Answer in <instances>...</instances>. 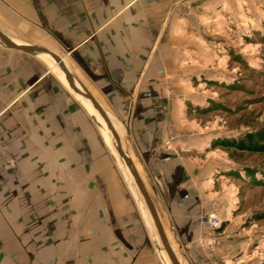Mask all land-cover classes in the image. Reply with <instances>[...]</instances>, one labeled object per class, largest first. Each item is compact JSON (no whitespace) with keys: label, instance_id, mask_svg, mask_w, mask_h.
Here are the masks:
<instances>
[{"label":"crops","instance_id":"obj_1","mask_svg":"<svg viewBox=\"0 0 264 264\" xmlns=\"http://www.w3.org/2000/svg\"><path fill=\"white\" fill-rule=\"evenodd\" d=\"M224 1L0 0V17L27 24V44L62 58L111 120L125 153L137 163L179 264L257 262L255 233H241L235 216L232 168L212 147L234 132L209 130L193 120L208 104L202 86L219 82L202 68L216 59L209 61L203 36L209 8ZM0 32L26 44L1 27ZM83 106L50 59L0 45V150L14 161L11 168L0 164V264H162L142 218L113 217L109 206L103 229L85 240L83 220L61 215L51 222L60 215L57 203L27 204V179L44 186L46 167L40 164L53 162L58 169L63 148L79 164L81 127L87 142L97 132ZM93 109L88 112L95 116ZM48 147L55 154L39 156ZM214 210L226 240L211 251L201 245L200 221ZM85 243L91 251L81 256Z\"/></svg>","mask_w":264,"mask_h":264},{"label":"rangeland","instance_id":"obj_2","mask_svg":"<svg viewBox=\"0 0 264 264\" xmlns=\"http://www.w3.org/2000/svg\"><path fill=\"white\" fill-rule=\"evenodd\" d=\"M206 16L204 23H207L208 31L203 37L210 47L209 61L211 58H216V61L202 68H210L213 72L210 77L216 76L219 82H206L202 86L204 96L209 98L208 104L197 111L199 116L193 120L206 125L209 130L233 131V135H229L233 137L258 130L264 126V0H225L209 8ZM0 27L13 39L27 43V24L0 17ZM224 85L233 86L228 90ZM192 86L195 88L198 84L192 83ZM94 117L102 126V135L95 131V136L87 142V130L81 127L78 165L70 148H63L64 152L60 154L63 159L58 169L55 170L56 163L53 162L40 164L39 169L46 167L43 170L46 178L40 179L44 186H35L33 181L36 179H27V188H31V194L30 189L27 190V204L43 202L51 206L57 203L60 215L50 217L51 222L61 215L64 220H83L79 231L85 240L92 235L97 236L96 230L103 229L109 206L113 217L114 214L116 217L121 215L132 222L142 218L147 230L145 236L147 238L146 234H149V242L156 252L158 250L161 263L171 264L132 176L114 148L106 147L111 142L104 122L97 112ZM217 149L224 164L232 168L229 177L240 231L243 234L255 233L253 252L257 255L256 264H264V156ZM42 154L54 155L55 148H41L39 156ZM131 159L137 169V163ZM92 223L96 226L91 227ZM49 224L51 228L48 229L53 231L54 223ZM89 251L91 245L81 244V256ZM85 261L93 260L86 258Z\"/></svg>","mask_w":264,"mask_h":264},{"label":"water","instance_id":"obj_3","mask_svg":"<svg viewBox=\"0 0 264 264\" xmlns=\"http://www.w3.org/2000/svg\"><path fill=\"white\" fill-rule=\"evenodd\" d=\"M0 45L3 46L6 49L9 50H13L16 52H20L22 54L25 55H29L32 57H36L40 59L41 55H47L50 58V61L55 65V66H60L65 73L67 74V77L70 81V85L71 88L73 89V91L75 92V94L80 97V99L82 100H86L89 101L92 105V107L98 112L99 115L106 117L101 110L98 108V106L96 105V103L94 102V100L89 96V94L83 89V87L79 84V82L76 80V78L74 77V75L71 73L69 67L66 65V63L64 62V60L62 58H60L59 56H57L56 54L31 45V44H18L15 41H13L12 39H10L9 37L3 35L0 33ZM83 105V104H82ZM84 107V106H83ZM86 114L90 117L92 123L94 124L96 130L102 135V126L101 124H99L96 120V118L94 116H92L88 110L84 107ZM106 145V144H105ZM106 147L108 149L110 148H114V150L116 151L117 155L119 156V158L123 161L124 165L127 167V169L129 170L134 184L139 192V195L141 197V199L143 200L145 207L149 213L150 219L156 229L157 232V236L162 244L163 250L165 252V254L167 255V258L169 259L171 264H179L172 248L170 247L166 236L164 234L163 228L160 224V221L158 219L157 213L155 211L154 205L150 199L149 194L147 193V190L143 184V181L139 175V173L137 172V169L135 168L132 160L130 159V157L114 142H111L110 145H106Z\"/></svg>","mask_w":264,"mask_h":264},{"label":"built area","instance_id":"obj_4","mask_svg":"<svg viewBox=\"0 0 264 264\" xmlns=\"http://www.w3.org/2000/svg\"><path fill=\"white\" fill-rule=\"evenodd\" d=\"M190 15L191 10L186 12ZM174 140V136L171 134L167 140L163 143L165 149H170V144ZM0 164L3 167L11 168L14 165V161L9 152L0 150ZM200 228L203 232V238L201 239V245H204L209 250H213L218 247L224 240V236L220 230L222 228V221L216 210L207 213L200 221Z\"/></svg>","mask_w":264,"mask_h":264},{"label":"trees","instance_id":"obj_5","mask_svg":"<svg viewBox=\"0 0 264 264\" xmlns=\"http://www.w3.org/2000/svg\"><path fill=\"white\" fill-rule=\"evenodd\" d=\"M232 86L233 85H224L223 87L230 90ZM241 135L216 141L213 143L212 147L221 148L237 154L264 156V126L258 130H253Z\"/></svg>","mask_w":264,"mask_h":264},{"label":"bare ground","instance_id":"obj_6","mask_svg":"<svg viewBox=\"0 0 264 264\" xmlns=\"http://www.w3.org/2000/svg\"><path fill=\"white\" fill-rule=\"evenodd\" d=\"M1 33V32H0ZM3 34V33H1ZM4 35V34H3ZM19 44V43H18ZM45 56L46 58L50 59L49 56L47 55H43ZM57 68L60 70L61 74L63 75L64 79L66 80L69 88L73 91V89L71 88V85H70V81L67 77V74L65 73V71L60 67V66H57ZM74 92V91H73ZM75 93V92H74ZM81 102L82 104L84 105V107L89 111V112H92V105L89 101H86V100H82L81 99ZM94 110V109H93ZM95 111V110H94ZM96 112V111H95ZM98 114V113H97ZM99 115V114H98ZM100 118L102 119V121L104 122L105 124V127L107 129V133L109 135V138H110V142H114L115 144H117L121 149V144H120V140H119V136L117 135L113 125L111 124V121L109 120V118L107 117H104V116H101L99 115ZM107 133H106V136H107ZM123 162V161H122ZM126 167V166H125ZM127 168V167H126ZM127 171H129L128 169H126ZM130 173V172H129ZM131 175V174H130ZM147 221V220H146ZM145 221V222H146Z\"/></svg>","mask_w":264,"mask_h":264}]
</instances>
